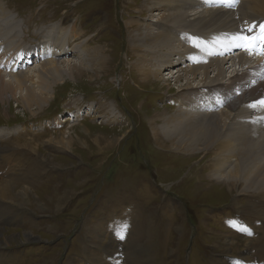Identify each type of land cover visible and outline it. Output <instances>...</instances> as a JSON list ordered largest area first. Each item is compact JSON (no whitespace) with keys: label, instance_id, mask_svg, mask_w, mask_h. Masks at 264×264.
Returning a JSON list of instances; mask_svg holds the SVG:
<instances>
[{"label":"rangeland","instance_id":"obj_1","mask_svg":"<svg viewBox=\"0 0 264 264\" xmlns=\"http://www.w3.org/2000/svg\"><path fill=\"white\" fill-rule=\"evenodd\" d=\"M0 1L13 13L10 19L25 49L14 55L24 62L17 75L25 73L27 88L49 97L42 109L33 105L30 112L23 105L25 86L15 83V73L0 68L13 89L0 97V129L12 130L0 140V181L17 189L0 198V233L12 241L9 245L0 238V264H264V191L255 178L264 173V165L253 166L254 158L246 156L251 150L245 149L247 142H256L261 127L253 125L255 113L242 126L249 110L243 106L252 105L257 95L264 98L263 92H253L264 81V71L248 72L263 57L247 58L227 39L254 23L240 22L237 16V31L233 25L213 34L189 25L175 27L168 24L179 22L169 19L172 6L165 12L159 6L164 0ZM188 1L189 14L183 10V15L216 7L237 13L242 4ZM60 25H75L83 37L71 45L76 52L61 57L63 63L53 65L52 74L41 81L35 69L44 60L25 65L26 51L56 39ZM157 34L174 38L161 55L171 67L161 71L160 79L146 80L145 71L160 63L152 59L156 49L147 44L152 39H143ZM84 38L93 49L91 62L82 48ZM159 38L158 44L168 43ZM1 48L7 49L0 38ZM102 53L104 60H99ZM82 56L88 63L81 73L60 75L57 68L79 64ZM218 60L229 65L221 91L208 85L216 67L210 68L207 80L201 69ZM196 67L201 71L190 76ZM241 74L249 75L248 83L246 78L235 82ZM233 101L243 114L226 123L221 112H228ZM219 118L223 127L212 133L220 127ZM220 137L242 148L227 157L226 165L234 163L223 171L229 172V184L214 179L216 153L201 145L203 138L214 142ZM23 188L34 191L29 198L35 203L25 205L17 198ZM234 200L263 207L262 217H254L249 204L248 212L241 211Z\"/></svg>","mask_w":264,"mask_h":264},{"label":"bare ground","instance_id":"obj_2","mask_svg":"<svg viewBox=\"0 0 264 264\" xmlns=\"http://www.w3.org/2000/svg\"><path fill=\"white\" fill-rule=\"evenodd\" d=\"M185 2L188 3L189 1L188 0L187 1H184V0H164L163 2L161 1L159 6L163 9L164 12L168 11L166 8H168L169 6H172L171 9H172L173 12L169 16V19L171 21L179 20V22L168 23V24H173V25H175V27H176V25H189L190 27H193L194 30L202 31V32L210 29V32L212 33V32L215 31V29L228 28V27L233 28V25L235 26V31H237V25H238L237 16H239V21L240 22L247 21L248 23L252 22L254 24L255 23L257 24V22L264 20V0H242V4H241L240 8L237 10V13H232L231 11H225L224 8L216 7V8H213L211 10L209 9V11L201 13V14L197 13L196 15H183V10L188 12V10H187L188 8L185 9L186 8ZM4 3H2V1H0V19L3 22L6 21L5 24H3V22H0V38H1V40L4 41V44L6 45L7 49L6 50H4L3 48L0 49V68L1 69H4V68L5 69H9L13 73H15L14 74V78H15V80H17L15 83H17L18 85H24L25 86V89L28 91L26 96L24 98H22L23 99V105H24L25 109L30 111L31 108L33 107V105H37L38 109H42L43 106L49 102V97L43 98L39 94H37L32 88H27L28 82L26 81V79H24V77L26 75L25 73L19 72L21 74L17 75L18 68H22L23 65H24V62H20L19 60H15L14 59V55H15V53H18V52H21L23 54L22 51H25V49H24V47H21L19 37L16 35L17 26H16V24H12L13 20L10 19V17L13 15V13L9 10L8 7H6V5ZM181 4H183V5H181ZM180 6H182V7H180ZM179 7L181 8V10L177 9ZM188 14H189V12H188ZM16 17H17V15H16ZM166 19H168V16L166 18L164 17L163 21H166ZM10 20H12V21H10ZM44 31L48 32L47 29H45ZM56 31L58 32V36H57L56 39H54L52 41V38H50V42L43 43L44 45L41 48H39V49H30V50L26 51V54L28 53L27 54L28 60H27V63L25 65L30 64V63L33 64V61H34L35 58H37L36 60H38V59L44 60L42 66L37 71L35 69V72H36L35 75L41 81H44V79L48 78L52 74V68L51 67H53V65H56V64H59V63H63V62H60V58L61 57H63L64 59H67L69 56H71V52H73V53L76 52V49L73 48L71 45H72V43H74V41L79 40V39H81L83 37L82 32H80L77 28H75V25H72L69 29H63V27L60 25V28L58 30H56ZM233 31H234V29H233ZM165 33H167V32H165ZM173 35H175V34H173ZM156 37H158V39L160 41H161V39L159 37H162V41H163L164 38L165 39L167 38L168 43L162 44V42H161V44H158L159 40ZM84 39L86 40V43H85L86 47L84 48L83 47L84 45H82V48H83L85 54L87 53L89 56H92L93 49L89 48L88 39L87 38H84ZM150 39H152V41L151 42H147V44L149 46H154L155 49H156L154 51L155 53L152 56V59L158 61L160 64H155L154 63L153 64L154 67L152 69L146 70L145 71V78H146V80H149L151 77L152 78L154 77V79H160L159 75H160L161 71L163 69H166V68H168V70H169V68L171 67L169 65L170 64V60L164 61L161 55L163 53H165L166 50L171 49L172 42L174 41L173 40L174 38L173 39H169L168 37H165L162 34H157V35H155L153 37L148 35V37H146L143 40H145V42H146L147 40H150ZM172 50H176V48H174ZM160 51H162V52H160ZM33 53H34V55H33ZM184 53H186V50H185ZM93 57L94 56L90 57L88 60L91 62L94 59ZM146 57H148V56H146ZM80 58L82 59L81 61H83V62L86 60V59H84L85 58L84 56H82ZM186 58H188V56H186ZM149 59H151V58H149ZM239 59L243 63L246 62V59H244L243 57H241ZM99 60H104V54L103 53L99 55ZM248 60H249V62H251V63L248 62V64L251 65L253 60L251 61V58L248 59ZM69 61H64V63H68ZM189 61L192 62L193 60L190 59ZM83 62H80L79 64L78 63L77 64H73V66H70V68H69V66H68V68H64V69H60V68H57V67L56 68L60 72V75H63L66 72H68V75H70L71 73L77 75V74H79V73H81L83 71L82 70V66H84L85 64L88 63V61H86L84 63ZM146 62H148V60ZM146 62H145V64H146ZM232 62L235 63L236 60L235 61L233 60ZM255 63H258V62H255ZM211 64H212L211 67H205V66L201 67V69L203 70L202 73L204 74V77L207 80L208 79V75L210 73L209 72L210 68L216 67L215 70L217 71V75H216V77L214 78L213 81L209 82L208 85L214 86V87H219L218 90H220V89H222V88H220V86L223 85L222 78H223L224 73H225V66H226V64L228 65V63L224 62L223 60L222 61L218 60V61L212 62ZM231 65H233V64H231ZM258 66H256L257 68L255 67V65H254L255 68L253 66L250 67L248 69V72L253 69L254 72H257V75L262 74L261 71H263V69H264V63L259 64ZM149 68H151V67H149ZM201 69H198V67L194 68L191 71L190 76L196 77L199 74V72L201 71ZM173 74H175V73H173ZM248 74H245L244 77H243L242 74H241L242 77L237 75L236 79H235V82H237V81L239 82V81H241V80L246 78V80H244V81L248 83L249 82V75ZM4 78L5 77H3V75L0 73V97L2 99L5 97V95H6V93L8 91H11V92L13 91L12 86H11L12 81L8 82ZM172 78H174L173 75H172ZM203 87H205V86H203ZM223 87L227 88V89H230L229 86H226V87L223 86ZM191 88H194V87H190V88H188V90L191 89ZM246 89H247V87L244 88V90H246ZM45 90H47V89H45ZM184 90H185V88L182 89L181 91H184ZM253 92L255 94H257L258 92H263L264 93V81L262 83H260L259 87L253 89ZM239 93L242 95L241 96L242 98L243 97H247V99H248L249 95L246 96V92L245 91L240 90ZM193 95H195V93H193ZM260 98H261V95H260ZM260 98L257 95V97H255L253 100H251L252 101L251 102L252 105L256 104L257 101L260 100ZM244 101H245V104H246V100H244ZM240 102L242 103V101H240ZM223 103H224V100H220V104L222 105ZM106 106H107V109H108L109 108L108 105H105V108H106ZM243 107L248 108L249 110L244 113V116H246V117L242 120V126L245 127L247 125V120L248 119L252 120V115L255 113L256 122L253 125H257V126L261 127V132L259 134H257V136H259V137L255 138V139H257L256 142H252L251 141V142H247L245 144V149H250L251 150L250 155H246V156L250 157V158H254L253 166H255L256 168H259L261 165H264V154L262 155V152H263V139H262V136L264 137V128L262 126L264 120L262 118V115H264V108L257 107V106L256 107H251V105H247V104L245 106H243ZM228 109H229L228 112H226L225 110L221 112V117L223 116L226 119V123L234 121L235 120L234 116L235 115H242L243 114L242 111L244 110L243 109L241 111L242 112V114H241L239 112L240 111L239 103L238 104L237 103L234 104V101L230 105H228ZM180 110L182 111V109H180ZM30 112L34 113L33 111H30ZM217 122H218L220 127L216 126V127H213L212 130L210 129L212 133H214L216 131V129H220L221 127H223L220 124L221 118H219L217 120ZM10 132H12L11 129H7V128H4L3 130L0 129V140H3L4 138L6 139V137H8V135H10L9 134ZM243 137L246 138V139L248 138L247 136H243ZM249 137H252V136H249ZM186 138H188V136H185L183 139H186ZM224 142H225V144H223ZM28 143L30 145H35V142H28ZM201 145L205 146V150H207V149L214 150V152L216 153L215 157L217 158V161H215V164H214L215 165L214 167L216 168L215 171L213 172V176L215 177L214 179L220 180L221 178H223L229 184V180H230L229 172L227 173V172H223V171L228 169V168H230V167H234V165H233L234 163L233 162H231L230 164L226 165L227 163H229V158H227V157L229 155H232V154H234V155L240 154V151L242 150V148L239 146V143L236 142L233 139H230V138L223 139L222 137H220L214 142H212V139L203 138L202 141H201ZM58 146H59V143H58ZM253 149H255V151H253ZM30 152H31V150H30ZM177 152H181V151H177ZM220 165H226V166H220ZM211 177L212 176H210V178ZM255 178L259 180V183L261 185L260 186V190L264 191V173H261V172L256 173L255 174ZM202 184H204V183H202ZM257 184H258V182H257ZM18 186L19 185L17 184V187ZM15 187L9 185V183L4 181V180L0 181V198H7L9 193H11V192H12L11 194L15 193V190H17V189L11 190V188H15ZM200 188H204V187L197 186L196 190H199ZM23 189L24 190H21L19 194L18 193L16 194L17 198H19L23 202V204H25V205H29L32 202L35 203L34 201H32L30 199L31 198L30 196L34 195L33 194L34 191L32 189H30V188H23ZM229 191H230V187H229ZM260 198H261V196H260ZM247 203L249 204V205L248 204L247 205L250 207L249 209H250V211H252L254 217H258V219L260 217H262V215H263V207H258L256 205H253V204L249 203V202H247ZM233 205L239 206L241 211H245L247 209V208L245 209V207L247 205L244 206V204H241L239 201H236V200L233 201ZM5 219L8 220V218L6 216H5ZM8 237L9 236H7L5 233H3V235H2V233H0V238H4L5 239V243L10 245L12 243V241ZM23 237H24V234H23ZM43 262H45V261H43Z\"/></svg>","mask_w":264,"mask_h":264},{"label":"snow or ice","instance_id":"obj_3","mask_svg":"<svg viewBox=\"0 0 264 264\" xmlns=\"http://www.w3.org/2000/svg\"><path fill=\"white\" fill-rule=\"evenodd\" d=\"M229 7L233 3H238V0H227ZM232 46L247 52L249 55L259 54L264 56V24H260L258 27L255 24L243 28L240 32L232 34L227 37ZM259 106L264 108V99L257 101L256 104L251 107ZM235 227V225H233ZM236 230H241L237 228ZM250 234V233H249ZM123 239V236L120 237Z\"/></svg>","mask_w":264,"mask_h":264},{"label":"crops","instance_id":"obj_4","mask_svg":"<svg viewBox=\"0 0 264 264\" xmlns=\"http://www.w3.org/2000/svg\"><path fill=\"white\" fill-rule=\"evenodd\" d=\"M133 233V232H132Z\"/></svg>","mask_w":264,"mask_h":264}]
</instances>
